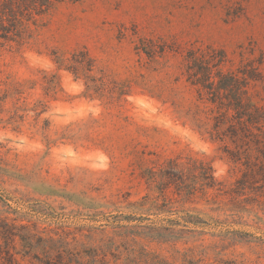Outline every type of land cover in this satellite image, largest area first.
<instances>
[{
    "label": "rangeland",
    "instance_id": "1",
    "mask_svg": "<svg viewBox=\"0 0 264 264\" xmlns=\"http://www.w3.org/2000/svg\"><path fill=\"white\" fill-rule=\"evenodd\" d=\"M190 50L264 108V0L64 1L0 39V264H264V152L211 138Z\"/></svg>",
    "mask_w": 264,
    "mask_h": 264
},
{
    "label": "trees",
    "instance_id": "2",
    "mask_svg": "<svg viewBox=\"0 0 264 264\" xmlns=\"http://www.w3.org/2000/svg\"><path fill=\"white\" fill-rule=\"evenodd\" d=\"M64 1L78 0H0V39L20 38L25 22ZM185 60L188 80L197 87L199 99L209 103L211 138L221 141L229 139L235 146V153L250 149L264 152V108L254 104L244 92L242 82L246 80L245 73L238 76L215 70L222 59L214 53L206 55L202 51L190 50ZM92 62L86 51L73 52L69 59H56L58 68L64 67L77 77L82 75L92 82L99 81L102 84L101 78L95 79L91 76ZM176 167V161L169 160L168 168L159 173L174 176ZM188 169V178L190 176L200 179L201 186L210 187L213 183L211 167L208 164L193 160ZM195 169L198 170V175L193 174ZM150 172L152 176L156 174L152 170ZM192 184L186 185L189 194L194 190ZM185 222L194 225L204 223L200 219H186Z\"/></svg>",
    "mask_w": 264,
    "mask_h": 264
}]
</instances>
